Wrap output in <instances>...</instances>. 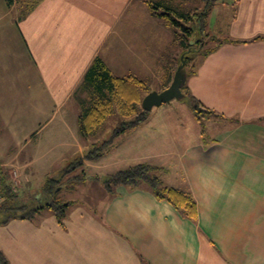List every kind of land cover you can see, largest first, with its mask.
Returning <instances> with one entry per match:
<instances>
[{"label":"crops","instance_id":"crops-1","mask_svg":"<svg viewBox=\"0 0 264 264\" xmlns=\"http://www.w3.org/2000/svg\"><path fill=\"white\" fill-rule=\"evenodd\" d=\"M8 5L19 43L13 30L0 27V114L7 108L29 118L51 107L64 113L66 119L39 140L41 146L60 147L55 161H71L66 158L71 147H76L72 156L84 158L100 142H90L93 132L83 135L79 126L80 105L90 96L85 78L96 57L114 77L174 78L179 56L164 54L171 28H160L162 20L145 0H9ZM227 7L231 11L220 9ZM219 13L231 22L220 30L229 36L222 37L233 41L217 43L186 79L210 110L200 121L186 103L198 134L192 132L194 138L180 146L168 109L160 127L147 118L104 146L110 135L99 158L119 145L128 154L123 161L159 167L166 186L192 194L196 216L185 215L147 185L122 184L110 191L102 178L112 162L103 164L102 172L80 179L83 199L69 201L62 221L42 208L33 217L0 224V250L10 264H264V0L223 1ZM215 20L212 31L219 30ZM32 72L34 89L25 90L22 83L30 84ZM161 128L164 142L172 145L159 146L153 138ZM143 141L155 149L143 152ZM52 152L18 149L10 161L25 163L13 167L28 178L30 164L53 160ZM99 159L84 160L83 166L99 168ZM5 164L0 181L6 174L12 184Z\"/></svg>","mask_w":264,"mask_h":264},{"label":"rangeland","instance_id":"rangeland-1","mask_svg":"<svg viewBox=\"0 0 264 264\" xmlns=\"http://www.w3.org/2000/svg\"><path fill=\"white\" fill-rule=\"evenodd\" d=\"M9 0H0V27H8L12 33L14 31V34L16 36V44L18 45L19 40H18V33H17V22L15 20V16L12 13L11 9L9 8L8 5ZM223 1L227 2H232V0H217L215 4L217 6L214 7L215 4L208 10L207 15L205 14L203 21L201 20V17L199 15L195 16L193 21L189 20L188 24L189 26L194 27V32L193 34L189 35L187 32L186 38H188V42H190L192 45H188L187 47H184L179 41L177 42V35L175 34V31L172 27L169 30V32H166L167 34V46L164 48V54L166 57L171 56L172 54L175 53L176 56H179V64L181 63V57L184 55V52H186V56H188L187 60V72L194 70L198 64L200 63L202 57L204 56L201 52H203L204 48H211L214 47L218 41L223 39L222 35L225 34L227 36L228 33H224L220 30L225 28V25L228 26L231 22L229 21L230 18L228 16H225V13H219L218 10L219 7L223 4ZM20 1L17 3V5H21ZM154 3H159L162 2L163 6L167 7L170 6L172 8H176L179 11L182 12H190V13H202L203 11L206 10V5H207V0H153ZM147 4V2H146ZM162 10L165 8L162 7ZM225 10H230L232 8H220ZM209 17V20H208ZM216 17L215 22L218 24L219 30L217 31H212L210 28V24L212 20ZM145 18V17H144ZM140 20L143 22V19L140 18ZM208 21V22H207ZM164 21L160 23V28L161 27H168V24H166ZM145 26L147 25L146 23L144 24ZM154 25V22L153 24ZM135 27L141 28L139 24H135ZM204 27V28H203ZM169 28V27H168ZM13 30V31H12ZM174 32H171V31ZM9 31V30H8ZM207 31L208 33H212L216 35L215 39L212 37V35L205 36ZM230 30H228L229 32ZM183 33V32H181ZM204 34V36H202ZM130 34L125 37L128 39ZM6 37V36H5ZM174 38V42L176 44H172L171 40ZM203 38L202 44L195 43L196 39ZM10 39V36H9ZM5 42V41H4ZM10 43V42H9ZM204 46V47H203ZM17 48V46H16ZM195 49V50H191ZM13 56H15V52H12ZM13 57L10 56V60ZM178 64V66H179ZM178 68V67H177ZM30 84L24 81V84L22 83V86L25 90L29 88V91H33L34 85L36 83L34 74L33 72L30 75ZM26 78V77H25ZM143 80H145L149 85L152 90H158L161 91L163 88L166 86L168 87L172 81L171 77H141ZM173 79V78H172ZM165 87V88H166ZM33 88V89H31ZM83 89V88H82ZM151 90V91H152ZM10 92V91H9ZM143 96L145 97V94L143 93ZM88 98V97H87ZM86 98V99H87ZM87 100L91 101V98L89 97ZM186 103L189 104L187 101V98H175L170 102H165L160 106H154L152 110H148L149 116H148V122L153 123L156 125H160V123L163 121L166 123L167 117H168V109H171V118L170 122L174 125L175 131H174V139L178 141V144L182 146L184 144V140L186 138L191 137L189 136L192 132L194 135L198 134V122L195 120L191 115L186 112L184 108L188 109V106ZM179 105V109H183V112L181 110L178 111L176 108ZM182 105V106H181ZM80 108L82 106L80 105ZM191 108V107H190ZM190 108L188 110H190ZM4 112L0 114V164L1 163H6V166H3V168L6 169H11V172H8V175H10L11 182L13 184V187L17 190V196L20 201V204L23 203H28V204H38L40 200L44 201L49 199L57 200L60 202H68V201H75V200H82L83 197L81 196L85 191V189H82L81 187H85L84 183L82 184L80 181V178L83 175H89L91 171L94 173H100L102 172V166L103 164H110L109 166H106L104 169L107 173L106 175H111L119 170L128 168L130 166H133L135 164H138L136 162H130L128 160H124L128 154L124 149H122L119 145L113 149L107 157L99 159L98 163L100 165L99 168H85L84 166H78L74 169H71V163L76 161L77 159L81 160L80 156H72V152L75 150L76 147H71L70 151L68 152L66 158L71 156V161L69 162H62V161H55V158H57V155H54V151L58 150L60 147H50V146H41L39 145L40 139L45 137V135L49 134L52 130L56 129L61 122H63V119L65 118L64 113L62 112H55L56 109L52 110V107L47 110L45 114H42L40 116L38 115H29V118H26L25 115H17L18 113H13V111L8 110L7 108L3 109ZM165 111V112H163ZM7 112V113H5ZM15 114V115H13ZM52 116V118H51ZM70 118H72V114H68ZM152 116V117H151ZM162 116L166 118H162ZM51 118V119H50ZM68 118V120H71ZM133 116L131 117H125L122 115L117 108L114 109V112L109 115L105 121H103L102 124L97 126L94 129V132L88 137L87 139L90 140V142H93L95 140L96 143H98V140L100 141L96 146H100L103 144V142L112 134H113V129L115 126H120V122L122 120H129L132 119ZM19 120L21 122L16 121ZM168 123V122H167ZM200 123V121H199ZM169 124V123H168ZM185 124V125H184ZM201 124V123H200ZM170 126V125H169ZM200 126V125H199ZM160 127V126H159ZM165 130V129H164ZM190 131V132H189ZM104 138V139H103ZM153 138H156L160 141L159 146L166 145L168 146L172 145L173 143L166 141L167 135L163 131V129H159L158 136H154ZM194 138V137H191ZM171 139V138H170ZM40 140V141H39ZM180 140V141H179ZM84 143L87 141L84 138ZM103 141V142H102ZM144 141L147 142V139H144ZM143 141V142H144ZM144 142V151H150L152 149H155V144L153 146L146 145L147 143ZM154 142V140H153ZM164 142V143H163ZM87 144V142H86ZM175 144V143H174ZM177 144V145H178ZM88 146V144H87ZM175 147L177 148L178 146ZM104 147H102L101 151L104 153ZM24 150V152H28L31 150L32 153H36L38 155L42 154V150L48 151L50 149L53 150L52 156H49L51 158H54L53 160L50 161H36L34 163L30 164L29 170L30 174L28 178H22L20 177L18 169L16 167H13V165H24L25 163L18 162L16 161H10L12 158V152L14 150ZM40 151V153H39ZM103 155H101L102 157ZM44 159L47 158V156H42ZM6 160H8L6 162ZM5 161V162H4ZM114 162V163H113ZM68 169H70L68 171ZM10 171V170H9ZM102 175V173L100 174ZM49 177H56L58 178L59 182H56V189L55 192L50 196L48 194H45L44 192V185L47 183ZM21 182V185H20ZM81 189V190H80Z\"/></svg>","mask_w":264,"mask_h":264},{"label":"trees","instance_id":"trees-1","mask_svg":"<svg viewBox=\"0 0 264 264\" xmlns=\"http://www.w3.org/2000/svg\"><path fill=\"white\" fill-rule=\"evenodd\" d=\"M150 8L153 15L157 16L159 19L172 27L177 35V42L181 43L184 47L192 45L188 42L186 35H191L194 32V27L189 26V20L194 19L195 16L199 15L201 20L205 14L207 15L208 10L216 3L217 0H207L206 10L202 13H190L182 12L176 8L170 6H163L162 2L154 3L153 0H145ZM165 9L162 10L161 8ZM206 17V16H205ZM204 28V27H203ZM183 32V33H181ZM186 32L188 34H186ZM206 37L211 36L215 39L217 37L214 34H210L205 31ZM204 36V34L202 35ZM215 36V37H214ZM203 38L196 39L195 43L202 44ZM224 40L233 41L229 39H220L218 43H222ZM204 47V46H203ZM215 46L207 49H203L201 52L203 55L209 54L215 50ZM191 50H195L192 49ZM185 66L187 65L188 56L184 52ZM187 68V67H186ZM187 71V69H186ZM194 70L187 72V77ZM87 88L89 89V97L91 101H84L83 111L79 117L80 131L83 135L91 134L94 129L105 121V119L114 112L117 108L118 111L125 117H131L132 119L124 120L120 126H118L111 139L106 142L104 146L110 144L115 136L125 129L139 124L146 120L149 116L148 110L141 106L142 100L144 98L143 93L146 95L152 89L150 85L140 77L134 74L128 76H117L111 75L108 66L101 57H96L92 65L87 71L86 78ZM184 98L191 105L194 113L198 117V120L202 121L205 114L210 113V110L203 105V103L197 99L189 90L187 81L185 82L183 88ZM142 93V95H141ZM87 105V106H86ZM103 145L95 146L89 152L85 153L84 158L81 160L77 159L71 163V169L78 166L84 165V160H94L99 159L104 153L101 151ZM104 149V148H103ZM70 169H68L69 171ZM159 167L151 165L149 163H138L128 168L119 170L111 175L102 178L103 183L106 187L113 191V188L118 185H132L140 186L147 185L153 192L161 199H167L172 202L178 209H180L185 215L190 217H195L197 214V205L194 197L191 193L180 190L176 187L166 186L161 177L158 174ZM85 176V175H83ZM82 176V177H83ZM81 177V178H82ZM80 178V179H81ZM56 177H49L47 183L44 185L45 194L52 195L56 189V182H59ZM0 190L2 193V201L0 202V224H5L12 218H27L33 217V215L42 208H50L57 215L60 221L66 215L67 208L70 206L71 202H60L57 200H40L38 204H20L17 196V190L9 182L6 174H2L0 181ZM0 264H10L7 256L0 250Z\"/></svg>","mask_w":264,"mask_h":264},{"label":"water","instance_id":"water-1","mask_svg":"<svg viewBox=\"0 0 264 264\" xmlns=\"http://www.w3.org/2000/svg\"><path fill=\"white\" fill-rule=\"evenodd\" d=\"M185 64V58L184 55H182L181 63L179 64L175 72L171 84L161 91L152 90L147 93L142 100V107L144 109L152 110L154 106H160L163 103L170 102L175 98L180 99L184 97V92L182 88L187 79V71Z\"/></svg>","mask_w":264,"mask_h":264},{"label":"built area","instance_id":"built-area-1","mask_svg":"<svg viewBox=\"0 0 264 264\" xmlns=\"http://www.w3.org/2000/svg\"><path fill=\"white\" fill-rule=\"evenodd\" d=\"M3 197H2V193H1V190H0V202L2 201Z\"/></svg>","mask_w":264,"mask_h":264}]
</instances>
